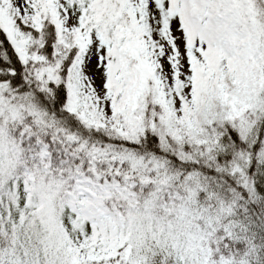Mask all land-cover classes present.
<instances>
[{"label": "snow or ice", "instance_id": "1", "mask_svg": "<svg viewBox=\"0 0 264 264\" xmlns=\"http://www.w3.org/2000/svg\"><path fill=\"white\" fill-rule=\"evenodd\" d=\"M0 264H264V0H0Z\"/></svg>", "mask_w": 264, "mask_h": 264}]
</instances>
